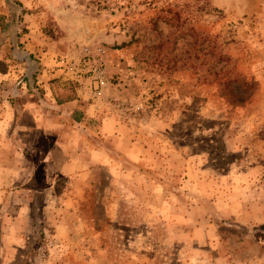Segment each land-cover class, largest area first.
<instances>
[{"label":"rangeland","instance_id":"rangeland-1","mask_svg":"<svg viewBox=\"0 0 264 264\" xmlns=\"http://www.w3.org/2000/svg\"><path fill=\"white\" fill-rule=\"evenodd\" d=\"M35 104L101 154L43 179ZM0 264H264V0H0Z\"/></svg>","mask_w":264,"mask_h":264},{"label":"crops","instance_id":"crops-1","mask_svg":"<svg viewBox=\"0 0 264 264\" xmlns=\"http://www.w3.org/2000/svg\"><path fill=\"white\" fill-rule=\"evenodd\" d=\"M42 75H44V72L42 73ZM66 75L72 78V73L67 72ZM37 76L40 77V75ZM72 79H74V81L77 83L73 82L71 88V96L64 98L63 100L61 97H58L53 93L52 88H50V85L47 82H37L39 83L38 89H41L44 92V95L47 96V98L44 97V102L42 104L55 110L62 109L65 112H72L75 107L77 108L78 103H84V116L87 118V120H100V136L102 138L112 139V144L115 149H117L118 151L126 152L127 146L118 144L120 143V138L118 137V135H115L119 133V128L116 127L114 123L109 124L108 120L105 123L104 118L100 117V113L102 114V110L97 103V96L92 94L86 88V84L83 81L80 82L81 79L78 78V76L75 75V78ZM62 80H64V78H62ZM33 109H35V111L33 110L34 115H32L31 117L32 122L34 123L36 121L35 115H38L39 117L37 120L40 123V127L47 124L45 127H43L42 131H45L46 135L49 134V138H57L55 144L51 145L49 149L44 151V153L40 157V161L46 163L47 169L49 170V172H51V174L45 175L43 179L50 182L51 175L53 173H57L58 175L63 176L77 174L78 172L84 170L83 164L85 168L88 163V159L90 160L91 157L94 156V154H101V151L99 153L98 151H92L90 153H86L85 156H82L84 151L81 148L79 138L81 136L80 133L84 131H82V128L81 126L79 127V125L84 121V118H82V116L80 117L79 113L77 114L79 116H75L76 118H74L73 120L69 117H64L62 113L48 115L46 116L47 119L45 122V116H41L39 112V106L35 104L33 105ZM82 160H85V162H82Z\"/></svg>","mask_w":264,"mask_h":264},{"label":"built area","instance_id":"built-area-1","mask_svg":"<svg viewBox=\"0 0 264 264\" xmlns=\"http://www.w3.org/2000/svg\"><path fill=\"white\" fill-rule=\"evenodd\" d=\"M100 67H101L100 63L95 64V65L93 64L91 69H90L91 74H93L96 77L99 76V78H100V76L103 72V70H101Z\"/></svg>","mask_w":264,"mask_h":264},{"label":"trees","instance_id":"trees-1","mask_svg":"<svg viewBox=\"0 0 264 264\" xmlns=\"http://www.w3.org/2000/svg\"><path fill=\"white\" fill-rule=\"evenodd\" d=\"M222 59H225V57L224 56L218 57V60H222Z\"/></svg>","mask_w":264,"mask_h":264}]
</instances>
